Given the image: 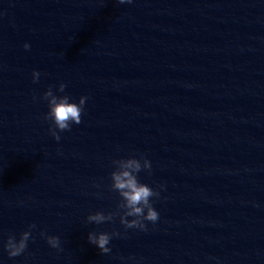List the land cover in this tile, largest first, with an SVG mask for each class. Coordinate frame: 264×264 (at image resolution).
I'll list each match as a JSON object with an SVG mask.
<instances>
[{"label":"water","instance_id":"95a60500","mask_svg":"<svg viewBox=\"0 0 264 264\" xmlns=\"http://www.w3.org/2000/svg\"><path fill=\"white\" fill-rule=\"evenodd\" d=\"M49 86L88 97L60 140ZM141 155L152 168L139 179L160 190L145 230L121 223L111 179ZM96 210L113 215L88 221ZM33 224L9 257L6 238ZM89 231L112 233L111 251ZM0 264H264V118L110 0H0Z\"/></svg>","mask_w":264,"mask_h":264},{"label":"clouds","instance_id":"9594fccd","mask_svg":"<svg viewBox=\"0 0 264 264\" xmlns=\"http://www.w3.org/2000/svg\"><path fill=\"white\" fill-rule=\"evenodd\" d=\"M124 2V0H121ZM132 0H127L131 3ZM28 41L24 42L25 49L30 48ZM40 70H32V79L37 81L40 78ZM66 85L60 82L57 88L58 92L63 93ZM43 97L47 99L48 111L45 113V118H50L51 124L49 131L51 135L60 140V132L65 129H70L72 125L81 122V114L84 111V105L88 97L81 95L77 100L72 99L68 94L57 95L51 86L43 93ZM117 167L111 172L112 187L119 192L122 197L119 207L125 209L120 216V221L126 228H139L145 230L147 228L146 221L156 222L159 219V210L154 206L151 197H158L160 190L153 188L150 184L142 182L138 173L141 169L151 170L152 161L144 155L121 157L116 161ZM164 185L161 184L160 188ZM113 213H105L101 210L89 212L87 220L97 224L111 219ZM132 217V219H128ZM35 225H30L22 231L17 238L14 235H9L4 241V249L9 257H15L24 252L28 246V241L32 238L31 229ZM121 235V233H115ZM44 236L47 243L58 251L61 249L60 237L56 234H47L43 230L40 233ZM112 233L107 231H89L88 240L95 244L100 251L108 253L111 251L110 240Z\"/></svg>","mask_w":264,"mask_h":264}]
</instances>
